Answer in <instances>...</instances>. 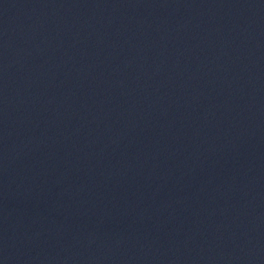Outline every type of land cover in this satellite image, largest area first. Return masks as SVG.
<instances>
[{
    "label": "water",
    "instance_id": "95a60500",
    "mask_svg": "<svg viewBox=\"0 0 264 264\" xmlns=\"http://www.w3.org/2000/svg\"><path fill=\"white\" fill-rule=\"evenodd\" d=\"M0 264H264V0H0Z\"/></svg>",
    "mask_w": 264,
    "mask_h": 264
}]
</instances>
